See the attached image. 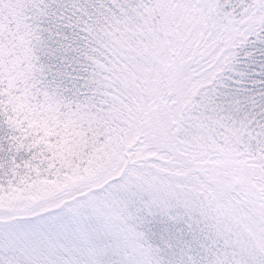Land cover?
Instances as JSON below:
<instances>
[{"label":"snow or ice","instance_id":"obj_1","mask_svg":"<svg viewBox=\"0 0 264 264\" xmlns=\"http://www.w3.org/2000/svg\"><path fill=\"white\" fill-rule=\"evenodd\" d=\"M0 264H264V0H0Z\"/></svg>","mask_w":264,"mask_h":264}]
</instances>
